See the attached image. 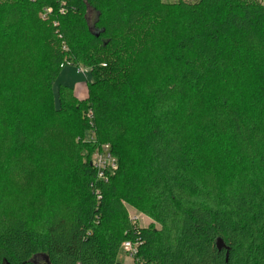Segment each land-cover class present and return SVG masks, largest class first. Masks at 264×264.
Masks as SVG:
<instances>
[{"label":"trees","instance_id":"obj_1","mask_svg":"<svg viewBox=\"0 0 264 264\" xmlns=\"http://www.w3.org/2000/svg\"><path fill=\"white\" fill-rule=\"evenodd\" d=\"M6 157L36 193L0 197V264H264V0H0Z\"/></svg>","mask_w":264,"mask_h":264},{"label":"rangeland","instance_id":"obj_2","mask_svg":"<svg viewBox=\"0 0 264 264\" xmlns=\"http://www.w3.org/2000/svg\"><path fill=\"white\" fill-rule=\"evenodd\" d=\"M168 1H176V0H168ZM192 1V0H187ZM93 14H89V19H93ZM83 70L88 69L84 66H79ZM89 70V69H88ZM78 68L76 67H65L61 73L59 74L56 82L53 86V93L55 97V105L58 103V92L61 86H67L71 88L80 87L86 89L87 81H91L92 77L90 73H86L85 75L79 73ZM94 155V153H93ZM91 155V156H93ZM93 158V157H92ZM7 157L5 159H0V168L7 161ZM2 160V161H1ZM33 181L31 178L27 176H23L20 173V169L17 167L15 161L10 162V168L6 174L0 173V197L5 201L8 205L10 204L11 213L17 211H26L28 208V204L32 201V198L35 196L36 188L32 186ZM128 210V215L131 220H133L136 227L146 228L151 223L152 220L136 209L131 205H126ZM36 264H47L46 258L41 255L34 258ZM120 264H134V260L130 258L126 253L122 252L119 256Z\"/></svg>","mask_w":264,"mask_h":264},{"label":"built area","instance_id":"obj_3","mask_svg":"<svg viewBox=\"0 0 264 264\" xmlns=\"http://www.w3.org/2000/svg\"><path fill=\"white\" fill-rule=\"evenodd\" d=\"M78 71H80L79 73L82 75L89 73L88 69L83 70L81 67L78 68ZM90 139L95 141L94 133L91 134ZM92 157V165L97 169L98 177L107 182L108 176L118 167L117 161L111 152V147L108 144L100 146ZM100 198L101 197H98V199ZM137 248L138 243L134 244L133 242L129 241L123 244L124 253H126L132 259L137 254Z\"/></svg>","mask_w":264,"mask_h":264},{"label":"crops","instance_id":"obj_4","mask_svg":"<svg viewBox=\"0 0 264 264\" xmlns=\"http://www.w3.org/2000/svg\"><path fill=\"white\" fill-rule=\"evenodd\" d=\"M86 86V85H85ZM74 89V91H75V94L77 95V97H79L80 99H82V98H85V96H86V90H87V86H86V89H84V91H83V89L81 88V86L80 87H76V88H73ZM120 263V262H119Z\"/></svg>","mask_w":264,"mask_h":264}]
</instances>
